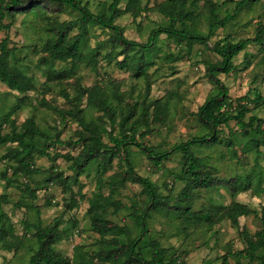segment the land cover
I'll list each match as a JSON object with an SVG mask.
<instances>
[{
  "label": "rangeland",
  "instance_id": "374dc122",
  "mask_svg": "<svg viewBox=\"0 0 264 264\" xmlns=\"http://www.w3.org/2000/svg\"><path fill=\"white\" fill-rule=\"evenodd\" d=\"M110 0H82L92 12H97ZM164 0H141V8L135 13L130 11L118 15L114 23L121 27L123 35L130 40L146 42L151 29L156 26H167V16L158 10ZM191 1V2H190ZM219 18L233 11L236 0H212ZM120 9L126 0H120ZM43 12L18 13L7 30L0 31V40L5 36L10 39L9 46L15 47L19 65L32 75L35 87L23 94L10 90L0 82V129L4 133L9 130V119L21 124L26 118L33 117L36 123L50 136L46 143L50 154L70 153L77 155L79 146L58 144L56 136L62 141L75 139V131L80 129L78 123L70 116L61 118L53 110L55 106L61 110H70L79 102L88 120L103 125L107 131L116 134L120 129L121 118L126 116L132 104L136 103V114L131 121L137 119L135 138L138 142L151 146L156 150H165L172 145L186 141L194 135L206 130L194 113L204 100L217 92V87L205 75V62L217 61L219 58L201 43H193L188 48L185 42H177L162 33L157 37L154 47L149 52L150 64L141 67L140 73L131 67V58L138 57L141 51L126 50L114 40V32L101 25L88 27L85 49L95 50V59L77 64L75 70H67L56 74L59 69L69 68L67 62L50 63L47 54L42 52V44L46 39V27L49 23L69 21L77 17V12L65 5L44 3ZM187 10L195 18L186 25L175 23V28L193 30L206 35L210 20L211 6L207 0H189ZM9 21L8 19L6 20ZM5 21V22H6ZM264 24V0H259L251 9H244L237 17L223 27H218L207 42L209 46L219 39L237 41L253 37ZM79 28L74 27L68 39L73 40ZM128 55V56H127ZM143 55H146L143 54ZM235 68L228 74L220 73L218 77L227 87L232 99L246 96L249 99L259 93L263 101L258 104L249 100V114L264 119V41L261 45L251 43L233 59ZM84 89L89 91L83 92ZM98 90L101 99L116 111L114 129L108 117L91 101L89 92ZM158 99L166 101L165 120L162 123L149 122L148 127L138 118L142 109L149 107L151 116L152 103ZM13 109V110H12ZM220 137L224 139L229 129L236 137L234 146L237 157H232L222 144H212L195 149L212 165L211 176L218 181L210 188L195 189L191 198L185 202L179 199L184 186L182 181L174 179V173L180 169L181 154L173 153L159 165L154 164L135 146L130 147L129 160L136 173L148 177L157 186V190L170 206L160 212H152L147 219L149 230L159 244L168 250V256H177L187 264H221L222 257H227L228 264H261L260 256L264 251H256L254 258L239 254L245 246L241 234L246 230L252 236L263 228L261 208L264 205V145L259 146L260 154L254 151L243 153L242 143L252 133L245 134L234 121L229 126H222ZM263 139V134H256ZM102 137L108 140L107 133ZM10 145L0 144V193H6L8 202L4 211L8 214L13 234L0 238V264H27L28 258L37 247L33 240V229L26 231V224L39 218L42 223L57 222L62 236L54 249L72 257L73 247L82 245L84 251L92 258L93 264L99 262L95 256L98 246V235L91 230L87 214L88 201L95 197L97 191L108 195L114 187L112 199L121 202L125 207L116 210L109 206L105 216L121 226L130 229L135 235L137 230L130 214L135 206H144L145 194L141 185L126 180L124 184H111L110 176L126 169L122 157L113 158L111 165L103 172L91 164L83 171H77L71 162L62 157L54 161L46 156H34L36 171L28 177L20 176L7 182L1 178L6 170L9 176L10 161L3 159L6 148ZM102 180H98V178ZM248 178L246 185L237 186V190L228 189L226 182L234 178ZM27 181L35 189L32 198L23 189ZM245 204L250 213L238 218L234 225L228 218L217 211L219 205L231 202ZM187 208L188 213L181 216L178 208ZM193 213L210 214L211 222H197L187 218Z\"/></svg>",
  "mask_w": 264,
  "mask_h": 264
},
{
  "label": "trees",
  "instance_id": "16d2710c",
  "mask_svg": "<svg viewBox=\"0 0 264 264\" xmlns=\"http://www.w3.org/2000/svg\"><path fill=\"white\" fill-rule=\"evenodd\" d=\"M207 1L210 3L211 13L206 35L195 33L193 30L186 31L184 27L180 30L175 28L176 22L184 26L187 22L194 20V14L187 10L189 0H164L157 7L161 13L167 16L169 24L152 28L147 41L139 42L127 39L123 35L121 27L114 23V20L118 15L128 11L135 13L141 8V0H126V5L122 9L118 5L120 0H110L107 4L104 2V5L97 12H92L82 0H0V31L9 29L14 22V16L18 13L31 11L38 14L43 12L44 3L65 5L77 12L78 15L75 19L56 23L48 22L49 26L45 29L46 39L42 44L41 51L47 54L50 63L59 61L67 62L70 65L69 68L57 70L56 74L75 70L77 64L95 59L94 48L85 49V41L88 27L96 24L111 29L114 32V40L124 49L142 52L140 56L132 57L130 61L131 67L137 74H141V67L150 64L149 52L154 47L157 37L162 33L177 42H185L188 48L192 47L193 43H201L219 58L214 62H205V75L217 87V92L207 97L194 113L206 131L194 135L186 141L178 142L169 149L156 150L136 140L135 123L137 119L131 121V125L127 126L128 121L136 114V103L132 104L126 116L121 118L120 129L116 134L107 131L98 122L88 120L79 102L75 103L70 110L65 111L52 106L61 118L70 116L80 126V129L75 131V139L62 141L58 136L54 139L58 144L78 145L79 152L77 155L58 152L50 154L47 151L46 143L51 138L33 117L26 118L18 125L14 120L9 119L11 112L7 114L8 120L5 122L9 123L10 128L4 133L0 129V144H10L5 150L3 159L10 161L11 173L8 176L7 171L4 170L1 174V178L7 182H11L20 176L28 177L34 173L36 171L34 167L35 155L46 156L52 161L62 157L70 161L71 166L77 171H83L91 164H95L101 173L111 165L113 158L120 156L125 160L127 167L124 171L110 176L111 184L121 185L129 180L141 185L145 194V204L144 206L134 205L130 212L137 230L135 235L130 233L128 227L118 225L105 216V210L109 206H113L116 210L125 207L121 202L112 199L114 187L108 195H104L99 190L95 193V197L89 199L87 214L91 230L98 235L95 256L99 262L108 264H187L177 256H168V250L159 244L149 230L147 219L150 214L170 209V206L168 201L159 194L154 182L135 172L129 160L131 146L140 149L156 165L168 159L173 153L182 155L181 166L174 173V179L184 183L179 200L185 202L191 198L195 189L210 188L218 184L216 178L212 177L210 173V170L213 169L212 165L206 161L205 157L199 156L195 149L212 144H222L225 141L231 156L237 157V152L234 149L236 145L235 133L229 129L228 135L223 139L220 137L222 126H229V123L234 121L235 125L246 135L248 132L252 133L242 143L241 150L243 153L254 151L256 154H260L259 146L264 145V119L255 114H249L252 109L248 107L249 100L258 104L263 101L262 96L257 92L253 99L246 96L232 99L228 94L227 87L218 77V74H228L235 68L234 57L249 44L261 45L263 43L264 24L256 29L253 37H246L237 41L219 39L214 41L211 46L207 44L218 27H223L234 20L242 10L251 9L259 0H236L233 11L222 18H219L215 11V2ZM229 1L231 0H227V2ZM74 27H78L79 32L73 40H69V34ZM9 42L8 36L0 40V82L10 90L23 94L35 87V80L19 65L15 47L9 46ZM145 53L146 55H143ZM87 91L89 90L84 89L83 92ZM89 97L98 109L108 117L111 127L114 129L115 109L107 104L106 99L100 98L98 90L89 92ZM165 104L166 101L162 99L154 101L151 116L148 112L149 107H146L139 113L138 118L147 127L149 122L162 123L165 120ZM104 132L107 133V141L102 137ZM254 133L263 134V139H257ZM98 180L100 181L102 178L99 177ZM245 182H248V178L236 177L228 180L224 186H228V189L237 190V186L241 184L245 186ZM23 189L32 198H35V189H32L27 181H25ZM7 202V194L0 193L1 239L13 234L10 218L4 211V204ZM178 209L177 211L181 216L188 213L186 207ZM217 211L221 212V215L228 218L234 225L238 224L240 216L250 213V209L245 204L236 201L229 205H219ZM187 218L206 223H210L212 220L210 214L204 213H193L190 216L187 215ZM261 220L263 228L256 231L253 237L248 235L246 230L241 231L246 246L239 251V254L254 258L257 250L262 249L264 251V205L261 208ZM58 226L59 224L55 221L44 225L39 218L26 224V231L30 228L33 229V240L37 244L34 252L30 254L27 264H93L92 258L84 251L82 245L73 247L72 257L64 256L54 249V245L60 241L62 236V231ZM260 262L264 264V253L260 256ZM221 264H228L225 255L222 257Z\"/></svg>",
  "mask_w": 264,
  "mask_h": 264
}]
</instances>
